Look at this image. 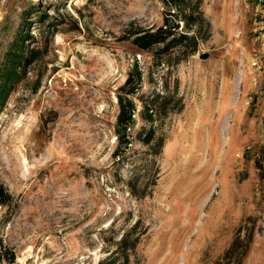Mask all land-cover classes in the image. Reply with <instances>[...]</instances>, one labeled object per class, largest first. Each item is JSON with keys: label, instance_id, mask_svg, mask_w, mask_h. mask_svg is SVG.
<instances>
[{"label": "rangeland", "instance_id": "obj_1", "mask_svg": "<svg viewBox=\"0 0 264 264\" xmlns=\"http://www.w3.org/2000/svg\"><path fill=\"white\" fill-rule=\"evenodd\" d=\"M167 9L0 0V66L26 20L43 51L0 106V243L16 256L0 264H264V0H202L198 52L175 68L176 50L157 66L155 49L126 38L161 26ZM136 62L125 145L118 91ZM155 93L168 112L149 121ZM123 235L136 247L124 250Z\"/></svg>", "mask_w": 264, "mask_h": 264}, {"label": "trees", "instance_id": "obj_2", "mask_svg": "<svg viewBox=\"0 0 264 264\" xmlns=\"http://www.w3.org/2000/svg\"><path fill=\"white\" fill-rule=\"evenodd\" d=\"M201 1L165 0L168 9L165 13L164 23L161 26L157 28L131 27L126 38L131 39L132 43L140 50L149 51L155 49L154 57L156 58L157 66H165L164 57L176 50L175 57H170L168 65L172 66V68L178 67L182 61H187L191 55L198 52L199 37L194 33L190 34V32L196 26H199V30L203 27L202 11L200 10ZM38 6L39 4H34L31 9L38 11L36 9ZM39 18V21L47 22L48 29H51L52 33L55 32L57 25L48 21L49 15L47 13H42ZM25 22L6 51L0 66V106L16 84L25 77L27 68L43 55L40 47H31L29 44L34 41V36L29 31L30 22L27 20ZM181 22H183L185 29L179 30ZM142 78V72L136 62L134 71L129 73L125 83L119 88L118 102L120 111L117 117L116 134L120 144L129 145L132 143L130 130L135 124V116L137 114V105L133 100V96L139 91ZM167 100L166 96L155 93L150 102H143L142 114L149 121L156 114L166 116L168 112ZM155 133L154 128L151 127L144 135H141V141L145 144L152 143L155 139ZM162 144L163 139L160 138L159 145ZM0 198L2 199L0 204L6 203L10 199L9 193L4 192L2 185H0ZM126 240L125 235H123L120 245H123L124 250L136 247V242L130 245L126 243ZM3 256H6L10 262H14L16 259L15 253L5 246L2 247L0 243V258ZM128 261L129 257L127 255L122 264H126ZM115 262L116 260L111 258L99 261L98 264H115Z\"/></svg>", "mask_w": 264, "mask_h": 264}, {"label": "water", "instance_id": "obj_3", "mask_svg": "<svg viewBox=\"0 0 264 264\" xmlns=\"http://www.w3.org/2000/svg\"><path fill=\"white\" fill-rule=\"evenodd\" d=\"M199 56H200V58L205 59V58H207L209 56V53L208 52H203V53H200Z\"/></svg>", "mask_w": 264, "mask_h": 264}, {"label": "bare ground", "instance_id": "obj_4", "mask_svg": "<svg viewBox=\"0 0 264 264\" xmlns=\"http://www.w3.org/2000/svg\"><path fill=\"white\" fill-rule=\"evenodd\" d=\"M36 1V0H35Z\"/></svg>", "mask_w": 264, "mask_h": 264}]
</instances>
